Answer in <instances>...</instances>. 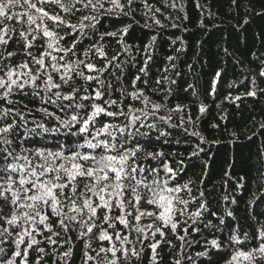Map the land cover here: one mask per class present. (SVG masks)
Segmentation results:
<instances>
[{
    "label": "snow or ice",
    "instance_id": "6c2138e0",
    "mask_svg": "<svg viewBox=\"0 0 264 264\" xmlns=\"http://www.w3.org/2000/svg\"><path fill=\"white\" fill-rule=\"evenodd\" d=\"M135 2L0 0V264H76L74 257L79 264H164L165 247L168 264H195L187 250L197 244L203 251L195 257L208 264H264V210L243 218L238 208L212 211L205 192L194 194L195 182L181 175L184 160L164 150L171 130L181 129L199 140L191 157L208 155L187 106H170L171 89L163 87L175 82L166 75L175 64L154 84L149 76L157 37L144 44L135 74V58H121L138 24ZM141 3L144 27H164L161 9ZM108 17L122 26L104 28ZM224 55L232 54L225 48ZM253 56L259 70L246 95L254 97L264 91L256 85L264 53ZM258 157L264 168V151ZM250 204L264 206V193L246 210Z\"/></svg>",
    "mask_w": 264,
    "mask_h": 264
},
{
    "label": "trees",
    "instance_id": "16d2710c",
    "mask_svg": "<svg viewBox=\"0 0 264 264\" xmlns=\"http://www.w3.org/2000/svg\"><path fill=\"white\" fill-rule=\"evenodd\" d=\"M148 3L161 9L156 16L164 27H144L145 17L141 15L144 9L141 0H136L133 16L138 24H133V30L126 37L131 48L121 58H135L136 67L129 59V70L135 74L144 59V44L152 35L157 37L150 52L153 59L149 61V76L154 84L166 65L175 64V68L166 73L175 82L165 83L163 87L171 89L170 106L176 103L187 106L185 118L191 115L195 131L206 140L202 146L208 155L201 153L199 157H191L192 147L199 140L181 129L171 130L170 143L164 150L175 152L177 159L184 160L185 171L181 175L195 182L192 185L194 194L197 188L205 192L212 211L224 216L225 209L238 208L236 215L243 218L252 211L264 210V206L256 209L255 204L245 209L246 204L264 193L261 187L264 168L258 162V154L264 151V128L261 127L264 124V91H258L254 97L246 95L252 88L253 73L259 70V61L253 53L256 56L264 53V45L260 42L264 34V0H237L238 6L232 0H148ZM173 3L175 7L171 6ZM115 21V17L105 18L104 28L115 30L122 26ZM124 23L131 21L124 18ZM109 41L113 49L119 47L115 40L109 38ZM225 48L232 54L230 57L224 55ZM169 56L175 59L169 62ZM221 69L224 70L222 76L213 87L214 73ZM256 85L264 89V78H256ZM200 105L206 107L205 112L199 111ZM33 106L29 103V107ZM186 127L193 130L191 124ZM225 196L229 200L226 201ZM232 199L238 203L231 204ZM210 218L219 223L216 217ZM225 220L234 223L231 217L225 216ZM241 223L245 221L241 219ZM245 228H248L247 223ZM205 236L210 239L211 233L206 230ZM173 240L178 246L179 241ZM187 251L193 255L195 264H208V257L197 259L194 255L203 251L199 244ZM162 254L164 264H168L171 257L167 247ZM74 260L79 264L76 257Z\"/></svg>",
    "mask_w": 264,
    "mask_h": 264
}]
</instances>
